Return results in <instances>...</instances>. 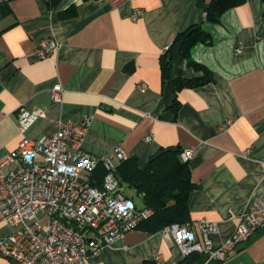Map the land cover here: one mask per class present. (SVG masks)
Segmentation results:
<instances>
[{
  "label": "crops",
  "instance_id": "1",
  "mask_svg": "<svg viewBox=\"0 0 264 264\" xmlns=\"http://www.w3.org/2000/svg\"><path fill=\"white\" fill-rule=\"evenodd\" d=\"M210 1L64 0L54 9L47 0L9 2L10 13L0 17V158L18 150L21 106L46 112L28 130L31 139L51 135L59 121L78 125L90 117L83 148L98 156L121 147L145 166L163 148L192 150L197 188L189 196L187 225L215 222L213 244L228 241L248 204L264 194V1L246 0L215 24L203 12ZM72 6L77 14L61 18ZM200 22L212 40L195 45L191 58L214 81L178 91L181 109L173 121L174 87L163 86L160 59L177 33ZM48 38L62 42L63 50L34 57ZM172 71L174 77L198 75L178 51ZM58 83L65 89L61 103L51 98ZM12 231L0 223V237ZM159 257L160 264H264V227L224 262L203 253L184 256L162 231L136 229L91 255L89 264H157ZM0 264L12 263L0 254Z\"/></svg>",
  "mask_w": 264,
  "mask_h": 264
},
{
  "label": "built area",
  "instance_id": "2",
  "mask_svg": "<svg viewBox=\"0 0 264 264\" xmlns=\"http://www.w3.org/2000/svg\"><path fill=\"white\" fill-rule=\"evenodd\" d=\"M141 13L136 11L133 19ZM62 50V42L48 38L41 41L33 56L42 59ZM241 52L237 48V53ZM146 87L141 84L139 89L144 91ZM64 93V86L58 83L51 89V98L61 103ZM45 117L43 109L30 111L21 106L18 130L22 140L18 150L0 158V223L13 230L0 237V254L12 264H89L91 255L138 229L154 211L138 207L126 195L129 186L116 171L131 157L121 147L102 156L84 150L90 117L78 125L59 121L51 135L29 138L31 126ZM192 157V150H184L181 155L185 162ZM263 227L264 194L248 204L232 237L219 246L211 239L219 230L215 222L200 220L192 226L176 223L161 231L184 256L203 253L211 261L224 262ZM160 260L157 258V264Z\"/></svg>",
  "mask_w": 264,
  "mask_h": 264
},
{
  "label": "trees",
  "instance_id": "3",
  "mask_svg": "<svg viewBox=\"0 0 264 264\" xmlns=\"http://www.w3.org/2000/svg\"><path fill=\"white\" fill-rule=\"evenodd\" d=\"M11 1L13 0L0 2V17L5 15V10L9 9L8 3ZM63 1L47 0V4L50 9H54ZM245 2L246 0H211L204 6L205 21L218 23L226 11ZM7 13H10V9ZM62 13L61 18L73 17L77 14V9L72 6ZM211 40L212 37L204 29L203 22L193 24L176 34L168 51L160 59L163 86L171 83L174 87L175 99L169 107L173 121L178 119L181 109L176 97L178 91L184 88H198L214 81L213 73L206 66L191 58V50L195 45L210 43ZM176 51L180 57L187 60V66L198 75L193 77L172 76ZM126 70L131 73L133 67L130 65ZM183 151L184 149L180 146L163 148L145 166H142L136 157H131L118 165L117 177L130 188L136 189L143 200L144 207L154 211V215L142 222L138 229L156 233L172 224L187 225L190 223L189 196L197 187L191 178L189 161L185 162L181 158ZM100 172L102 174V171Z\"/></svg>",
  "mask_w": 264,
  "mask_h": 264
},
{
  "label": "rangeland",
  "instance_id": "4",
  "mask_svg": "<svg viewBox=\"0 0 264 264\" xmlns=\"http://www.w3.org/2000/svg\"><path fill=\"white\" fill-rule=\"evenodd\" d=\"M2 26H3V23H0V29ZM172 74H173V71H172ZM126 195L129 196L130 198H132L138 207L144 206L143 200H142L141 196H139V194L137 193L136 189L128 187L126 189Z\"/></svg>",
  "mask_w": 264,
  "mask_h": 264
},
{
  "label": "water",
  "instance_id": "5",
  "mask_svg": "<svg viewBox=\"0 0 264 264\" xmlns=\"http://www.w3.org/2000/svg\"><path fill=\"white\" fill-rule=\"evenodd\" d=\"M88 242H90V240H88Z\"/></svg>",
  "mask_w": 264,
  "mask_h": 264
},
{
  "label": "bare ground",
  "instance_id": "6",
  "mask_svg": "<svg viewBox=\"0 0 264 264\" xmlns=\"http://www.w3.org/2000/svg\"><path fill=\"white\" fill-rule=\"evenodd\" d=\"M236 51H237V49H236Z\"/></svg>",
  "mask_w": 264,
  "mask_h": 264
}]
</instances>
